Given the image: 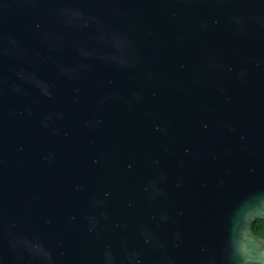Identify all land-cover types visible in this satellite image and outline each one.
I'll return each instance as SVG.
<instances>
[{"label":"water","instance_id":"1","mask_svg":"<svg viewBox=\"0 0 264 264\" xmlns=\"http://www.w3.org/2000/svg\"><path fill=\"white\" fill-rule=\"evenodd\" d=\"M264 0H0V264H264Z\"/></svg>","mask_w":264,"mask_h":264},{"label":"trees","instance_id":"2","mask_svg":"<svg viewBox=\"0 0 264 264\" xmlns=\"http://www.w3.org/2000/svg\"><path fill=\"white\" fill-rule=\"evenodd\" d=\"M253 230L256 235L264 238V221L257 220L253 225Z\"/></svg>","mask_w":264,"mask_h":264}]
</instances>
